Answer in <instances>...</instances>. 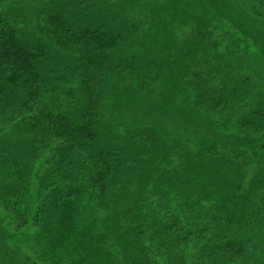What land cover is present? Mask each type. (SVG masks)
Segmentation results:
<instances>
[{
  "label": "trees",
  "instance_id": "obj_1",
  "mask_svg": "<svg viewBox=\"0 0 264 264\" xmlns=\"http://www.w3.org/2000/svg\"><path fill=\"white\" fill-rule=\"evenodd\" d=\"M100 1L0 0L12 239L39 264H264V0ZM115 72L175 93L128 125Z\"/></svg>",
  "mask_w": 264,
  "mask_h": 264
},
{
  "label": "rangeland",
  "instance_id": "obj_2",
  "mask_svg": "<svg viewBox=\"0 0 264 264\" xmlns=\"http://www.w3.org/2000/svg\"><path fill=\"white\" fill-rule=\"evenodd\" d=\"M16 2L19 1V3H23V6H26V9L28 10L30 3L34 0H14ZM96 2L94 5L98 3V5H101L102 11H107L106 8L108 5L106 4L104 6V2L100 0H92V3ZM25 4V5H24ZM111 5H118V0H111ZM104 6V7H103ZM29 11V10H28ZM131 15L139 13V10L134 9V11H130ZM185 31L183 30L180 32V34L183 35ZM134 47H136L134 45ZM128 72H130L128 70ZM127 72V73H128ZM164 77V75H163ZM162 77V74H160L153 82V86H139L142 87L141 89L137 87L136 83L138 81L137 74L135 72H131V74L128 76V78L123 79L122 75L119 73H113L110 78L107 79V86L104 93V105L106 108H108L107 102L111 99L114 101V95L118 92L121 94V101L118 105V111L119 113H122V118L124 121L128 124H132V119L134 117L138 116V114H141L144 112V109H146L148 106H152L149 109V115H157V112L154 108V103L160 101L161 95H166L167 98H172L174 95V90L171 91L172 86L169 84V82H165V78ZM71 80L76 83L77 77L70 76ZM164 79V80H163ZM130 89V93L127 92V90ZM133 89V90H132ZM107 105V106H106ZM143 111V112H142ZM114 117V114L104 111V114L102 116L103 123H106L108 125V118ZM178 121L179 118H175L174 121ZM191 125V124H189ZM127 127V125H126ZM191 127V126H190ZM125 125H118L116 128L112 129L114 133L124 130ZM192 128V127H191ZM121 136V135H120ZM19 233L17 231L16 227L13 223L10 222L7 213L3 212L2 209H0V258H4L6 260L5 264H30L29 260L26 258L28 257L30 259V262H32V258H34V251L29 247L28 244H25L24 241L21 242L22 245H20L19 242L21 239L13 240L12 237L16 236ZM16 242V243H14ZM17 245L15 248V245ZM9 246V247H8ZM14 251V252H12ZM17 252V253H16ZM33 264H39L32 262ZM42 264V263H40Z\"/></svg>",
  "mask_w": 264,
  "mask_h": 264
}]
</instances>
